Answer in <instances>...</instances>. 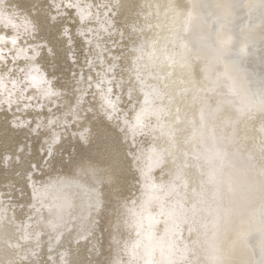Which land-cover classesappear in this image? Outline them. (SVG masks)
Returning <instances> with one entry per match:
<instances>
[{
	"label": "bare ground",
	"instance_id": "6f19581e",
	"mask_svg": "<svg viewBox=\"0 0 264 264\" xmlns=\"http://www.w3.org/2000/svg\"><path fill=\"white\" fill-rule=\"evenodd\" d=\"M29 1L32 7L45 2L52 19L61 21L67 38L62 44L77 40L87 54L79 55L80 61L89 69L83 73L84 67L73 63L79 69L72 86L74 103L64 108L68 96L61 91L66 89L52 85L39 67L45 40H35L33 21L19 13L14 0H0V119L13 120L15 127L19 119L27 128L31 116L21 118V113L45 107L47 127L54 123L40 137L48 139L46 158L53 145L58 155L72 120L79 129L70 128L71 133L86 141L83 131L90 125L79 121L95 104L111 126L122 130L125 144L136 146L128 155L139 195L129 206L125 202L117 208L123 221L121 228L119 220L113 226L123 231L117 238L126 242L121 254L109 243V264H264V0ZM122 9L124 16L139 18L135 24H121L137 40L134 45L117 43L123 37L113 15ZM68 13L71 17L62 16ZM255 24L260 25L257 35L243 55V35ZM79 47L67 48L72 61L73 49ZM123 48L129 52L121 60ZM82 75L91 82L84 78L79 83ZM89 88L94 97L87 95ZM68 114L72 116L66 118ZM34 117L37 122L42 115ZM32 124L29 130L39 128ZM87 168V177L84 172L52 176L50 170L41 179L50 178L40 184L28 169L26 207L33 208L22 222L15 218L19 206L12 211L16 203L9 204L11 190L0 188V264H41L42 254L46 264H86L65 244L77 248L78 241L87 242L95 227L93 213L105 201L101 175L91 165ZM91 239L84 246L95 258L96 241Z\"/></svg>",
	"mask_w": 264,
	"mask_h": 264
},
{
	"label": "rangeland",
	"instance_id": "374dc122",
	"mask_svg": "<svg viewBox=\"0 0 264 264\" xmlns=\"http://www.w3.org/2000/svg\"><path fill=\"white\" fill-rule=\"evenodd\" d=\"M14 2L16 3L15 7L20 9L19 13L25 12L33 21L36 31H34L32 35L34 36L35 40L38 41L45 40L44 41L45 43H43L45 44V46L42 44L39 55L37 56V58L39 59V61L37 59V61L39 62V67L45 72V75L51 79L52 85L61 89H66V91H61V94L63 93L64 96L66 97L68 96L66 103L63 104V107L69 108L70 105L74 103L73 99L76 90L72 86L76 84L75 82L76 78L74 77H76V74H78L79 71L77 66H75L73 63L75 62L79 63L83 68L84 64L80 60L83 59L81 58L82 56H84V58H87V54L83 52V47H79L80 43L75 39H74L75 41H73L72 44H67V45L62 44L64 43L63 40L64 39L66 40L67 38L63 36L64 35L63 30L62 27L60 26L61 21L60 20L55 21V19H52V17L48 13L49 11V8H47L48 6H43L45 2L36 3L33 5V7L31 5L32 3L29 0H14ZM39 4L40 6H38ZM49 6L51 5L49 4ZM65 9L66 8L64 7V10ZM55 11L56 9L51 10V12H55ZM124 12L127 11H124V9H122V11L117 10V15L115 13L113 15L116 17L113 18L114 25L121 26L122 33H120V36L123 37L122 39L123 41L120 40L121 42L118 41L117 43L118 44L122 43L123 46H127V44L134 45L136 44L137 40L133 42V36L126 35L127 32H130V30H127L126 25H121V24H130L131 22L135 24L134 21L137 20L138 22L139 18L137 19V16H133L135 18H131V14L125 15L127 16V18H125ZM62 16L71 17V13L62 14ZM56 17L58 18L60 17V15H57ZM74 21L75 18L70 23L67 21L70 25V27L68 28L69 34H72L73 32L72 28L74 29V23L76 22ZM73 38H75V36H73ZM128 38L130 39L128 40ZM48 45H49V50H45V48H47ZM71 45L79 47L77 51L73 49L74 51L73 56L76 57L73 61L70 58L71 55L66 52L68 51L67 48H70ZM88 49L92 53V50L90 48H87V51ZM126 49L127 48H123L125 52L121 54V60L123 55L124 56L128 55L127 52H129V48L128 50ZM114 50L115 49H113V51ZM117 50L119 51V48ZM127 59L128 58L124 60ZM127 62H129V59L127 60ZM119 63L118 64L121 65V62ZM88 69L89 68H87V66L84 67L83 73H86ZM118 73L116 72V74ZM121 74L122 75L126 74L125 70L122 71L120 75ZM80 77L81 79L78 77L79 83H81V81H83L84 78H86V76L84 77L83 75ZM86 82L90 83L91 80L86 78ZM67 91L68 93H66ZM87 91H88L87 92L88 96H92V97L95 96V92L92 93L89 92L91 91V88H89ZM120 95L121 94L119 93L118 96ZM90 103L94 104L92 100L90 101ZM62 110L63 108L59 109V111ZM5 113L8 114V111ZM130 113L131 112L129 110L128 114L126 115L127 118L129 117ZM35 114L42 115L39 121H37L38 123L36 122L37 119H35L34 117ZM26 115L31 116V120L27 123L28 127L32 126L33 125L32 123H36L37 126H39V128L36 129L39 133L35 129L31 128V130H29L28 127L25 128L20 126V124H18L19 119L14 120L17 122V127H15L16 123L11 124L13 120L5 121L6 118L0 119L2 121V122L0 121V127H1L0 128V188L1 189L8 188L11 190V192H9V195H11L12 197L8 198L9 204L16 203L15 206L12 207L13 208L12 211L17 210V205L19 206L18 210L15 212L16 215L15 218L17 219L20 218V222L29 219V217H27V213L30 212L31 209L33 208V207H26V204L28 206V202H30L29 200L30 187L28 188V185L26 183L27 178H25L24 176V174H26V171L28 172V169L32 170L33 172L32 176L34 178L36 179L39 178L37 180V183L40 184L47 181L50 177L47 178V180H45L46 176L48 177L50 173L52 174L53 171L54 172L52 176H58V175L73 176V175H77V173L84 172L86 175L85 177H87L88 175H90L88 173L89 168L87 167H90L91 165L92 167H94V169L96 168L95 170H97V172L99 173L98 175H101L99 190L101 192L100 194L101 199L105 200L101 202L100 208L97 209L95 213H93L94 217L96 218L95 227L92 235L87 238L88 243H90L88 240L89 238H92L90 241L92 240L96 241L94 246L97 249V253L95 254L96 259L93 258L94 253L91 252L90 249L85 248L84 244L87 242H85L84 240H80L75 244V246H77V248L79 249H77L76 247H71V244H67V243L65 244L66 245L65 247L70 254L71 252L76 253L75 254V256L77 255L76 259H79V261H81L82 263L85 262L86 264H89V262H93V264H97L96 263L97 261L99 262V264H109L110 260H112L110 259L111 248L108 247L109 243L112 241L111 246H113V250L121 254L120 249L123 248V245L126 242L125 241L123 243L121 242V240H119V238H117V234H119V232L123 234V231L119 230V228H121L122 225L121 221H123V217L121 218L118 217L119 211L117 210V208H121V205L123 206L125 202L127 203V206H129L128 205L129 202H132L134 200L137 201L139 195L138 194L139 184L137 182V175L135 172V168L134 167L130 168L129 161L132 159V157L128 155L129 151L135 153L136 146L134 144L131 146L132 143L129 145L125 144V139H123V135L121 134L122 130H116L115 127L111 126V122H109V119H105L103 117V113H101L100 109L97 108V106L94 104L92 110L89 111L86 110V112L81 113L83 117L79 121L81 125L82 124L90 125L88 126L87 129L88 131L86 130L87 133L83 131V133L86 134L85 135L86 141H81L78 138L77 136L78 132H75L74 135L71 133V129H76V130L79 129V127H74L73 125L74 121L72 120L70 125L71 129L66 128L68 135L67 137L63 136L61 141L63 146L61 145L62 149L59 150L58 155H56L57 152L55 153L54 151V149L57 150V148H55L56 145H53L55 146L51 148L53 152H51V154H48V156L45 158L44 156L48 151V146H49V145L47 146L48 139L47 138L41 139L40 137L43 134L45 135L46 132L49 131L48 128L50 129L51 126L53 127L54 123H52L50 127H47L49 123L48 122L46 123V121L49 117V112L45 109V107H43L42 110L40 111H36L35 113H32V109H30V111H25L24 113H21V118H25ZM71 116L72 115L68 114L66 115V118H70ZM117 120H115L113 123L115 124V126H117L116 125V123L118 122ZM43 127L46 130H44ZM60 132L61 134L64 133L63 130H60ZM67 139L68 141L70 140L71 141L66 143L65 141ZM136 142L137 144H143V142L145 141L141 140L139 142L138 139L136 140ZM3 160H5V164H3ZM15 160H16V164H15ZM45 164L48 165L46 168H45L46 166ZM50 170L52 172H50ZM43 175L45 178L44 180H42ZM1 195H6V194L3 193ZM20 202H22L21 203L22 205L20 204ZM120 202L121 204H119ZM115 210H117V212H115ZM121 216L123 215L121 214ZM115 220H119V228H115V226H113V221ZM112 235H115L114 237L117 239L118 242L113 240ZM43 237L45 238V236ZM80 243H83L82 246L80 245ZM42 244L45 245L47 244V242H44ZM44 245H42V247ZM79 245L81 247H79ZM40 250L43 251V249ZM39 253L42 254V252ZM71 255L73 256V254ZM122 258L124 259L123 255H121V260H123ZM42 260L43 261L45 260L44 254L41 255L39 261L41 264H46L47 260H45V262H43ZM23 262L24 264L26 263L25 260H22V262L19 264H22Z\"/></svg>",
	"mask_w": 264,
	"mask_h": 264
},
{
	"label": "water",
	"instance_id": "95a60500",
	"mask_svg": "<svg viewBox=\"0 0 264 264\" xmlns=\"http://www.w3.org/2000/svg\"><path fill=\"white\" fill-rule=\"evenodd\" d=\"M250 4H251V6H250ZM248 6H250L249 7V11L251 12V8H252V3H249L248 4ZM259 24H255V25H252V26H248L247 27V29L246 30H248L247 32H245L244 33V35H243V41H242V47H241V53L243 54V55H245L246 54V50L248 49V46L255 40V37H256V32H258V28H259ZM231 38H232V40H231V43H233V45H234V43H235V40H236V37H235V35H232L231 36ZM232 45V46H233ZM232 46H230V48H232ZM229 48V49H230ZM228 49V50H229ZM224 55V54H223ZM214 67H218L217 65H215ZM241 73H243L242 75H241V78H240V80H241V82H243L245 85H247V83H246V78H247V76H246V74H244V72H241ZM246 77V78H245ZM248 88H249V84L247 85V90H248ZM248 92H249V90H248ZM244 98H246V97H244ZM261 101L263 102V104H264V91H262V93H261Z\"/></svg>",
	"mask_w": 264,
	"mask_h": 264
},
{
	"label": "snow or ice",
	"instance_id": "6c2138e0",
	"mask_svg": "<svg viewBox=\"0 0 264 264\" xmlns=\"http://www.w3.org/2000/svg\"><path fill=\"white\" fill-rule=\"evenodd\" d=\"M15 42V41H14Z\"/></svg>",
	"mask_w": 264,
	"mask_h": 264
}]
</instances>
